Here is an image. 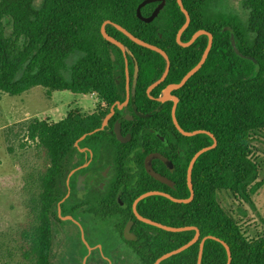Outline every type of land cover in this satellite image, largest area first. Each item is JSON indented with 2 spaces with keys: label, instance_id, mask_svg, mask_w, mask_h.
Segmentation results:
<instances>
[{
  "label": "trees",
  "instance_id": "1",
  "mask_svg": "<svg viewBox=\"0 0 264 264\" xmlns=\"http://www.w3.org/2000/svg\"><path fill=\"white\" fill-rule=\"evenodd\" d=\"M36 1L0 0V100L3 94L20 96L37 86L48 94L94 92L109 104L119 100L124 92L125 60L120 48L101 33L107 20L167 53L170 70L163 85L180 82L198 64L208 44L207 35L199 36L188 47L178 44L176 36L186 17L177 0H165V6L150 23L137 17V7L144 0H41L39 7L35 6ZM160 2L142 7V15L150 16ZM182 2L191 21L181 40L188 42L203 29L213 35V45L202 67L176 90V118L187 131L211 132L217 144L202 153L194 164L192 201L176 203L151 196L141 200L137 210L143 217L163 225L194 226L200 231L196 243L160 264H197L200 241L208 235L228 244L231 264H264V234L248 239L218 197L219 192L225 191L254 206L252 197L264 185V178L258 180L259 166L252 159L253 140L258 136L264 139V0H241L247 13L245 19L233 12H213L215 0ZM230 29L239 51L258 62L256 74L255 63L234 51ZM106 31L136 58L137 103L145 104L146 88L163 74L165 58L135 43L111 24ZM76 53L82 56L70 67L67 79L63 74L67 59ZM104 115L105 112L87 116L73 110L58 122L34 118L23 126L28 138L47 151L51 162L42 179L43 193L29 202L34 223L22 233L29 244L23 253L29 264H52L50 207L60 193L58 180L64 175L66 160L78 152L75 143L99 127ZM169 118L174 127L170 113ZM185 138L194 147L186 152L185 161L176 163L172 173L174 188L169 190L180 199L190 196L187 169L192 156L213 144V139L203 133ZM86 142L87 136L79 143ZM144 192L147 191L142 189L136 196ZM40 202L42 208L38 207ZM132 218L141 241L136 249L140 264H154L163 254L188 243L196 233L170 232ZM227 259L221 242L205 241L201 264H227Z\"/></svg>",
  "mask_w": 264,
  "mask_h": 264
},
{
  "label": "flooded vegetation",
  "instance_id": "2",
  "mask_svg": "<svg viewBox=\"0 0 264 264\" xmlns=\"http://www.w3.org/2000/svg\"><path fill=\"white\" fill-rule=\"evenodd\" d=\"M130 60L128 58L127 65L125 63L122 67L124 92H121L119 100L111 104L104 101L105 106L99 105V111L94 115L105 112L101 124L87 133L86 143H75L78 152L66 160L64 175L58 180V199L50 207L51 254L55 233L74 231L83 247L81 264H129L131 260L140 264L136 249L141 246V241L135 233L132 216L138 219L133 204L142 194L136 195L142 189L170 194L169 190L174 188L172 173L176 171V163L185 161L186 152L194 147L185 137L196 135H184L173 121L172 97H177V105L179 98L177 89L167 93V87L172 84L163 85L167 76L150 91L149 87L158 79L147 86L148 101L145 104L137 103L138 65L133 101L135 66L132 60L129 63ZM97 100L99 102L100 98ZM169 113L175 128L171 125ZM109 114L107 124L99 129ZM117 125L122 140L117 136ZM148 165L169 183L152 176ZM42 205L40 202L38 207L42 208ZM127 229L129 232L126 233Z\"/></svg>",
  "mask_w": 264,
  "mask_h": 264
},
{
  "label": "rangeland",
  "instance_id": "3",
  "mask_svg": "<svg viewBox=\"0 0 264 264\" xmlns=\"http://www.w3.org/2000/svg\"><path fill=\"white\" fill-rule=\"evenodd\" d=\"M41 0L35 2L39 7ZM213 12H233L243 19L247 13L241 0H215ZM82 54L76 53L67 59L69 79L70 67ZM29 95V96H28ZM28 95L10 96L3 94L0 100V264H29L23 253L29 244L22 233L34 223L29 202L43 191V176L51 162L47 151L26 135L23 126L34 118L58 122L73 110L90 116L99 111L97 94H77L70 91H56L51 94L37 86ZM252 159L258 164V180L264 178V139L253 140ZM222 207L232 215L248 239L264 234V218L253 205L245 203L229 192H219ZM260 197V199H259ZM261 211L264 215V187L260 190ZM83 247L77 241L74 231L55 233L52 250V264H81ZM129 264H139L136 260Z\"/></svg>",
  "mask_w": 264,
  "mask_h": 264
},
{
  "label": "water",
  "instance_id": "4",
  "mask_svg": "<svg viewBox=\"0 0 264 264\" xmlns=\"http://www.w3.org/2000/svg\"><path fill=\"white\" fill-rule=\"evenodd\" d=\"M158 1H161L157 7L155 8V10L153 11V13L148 16V17H145L142 15L141 13V9L142 7H144L145 5L149 4V3H153V2H158ZM177 3L181 9V11L184 13L185 17H186V21L185 23L183 24V26L179 29L178 33H177V36H176V40L178 42L179 45H181L182 47H188L190 46L199 36L201 35H207L208 36V44H207V47L206 49L204 50L203 52V55L200 59V61L198 62V64L196 66H194L191 70H189L187 72V74L182 78V80L178 83H172L170 84L168 87H167V93H171V91L173 89H179L181 88L187 81L188 79L194 75L201 67L202 65L205 63L207 57H208V54L212 48V45H213V35L209 32H207L206 30H198L197 32H195L191 39L188 41V42H183L181 40V36L183 34V32L186 30V28L189 26L190 24V15L188 13V11L185 9L184 5H183V2L182 0H177ZM165 6V0H144L142 1L138 7H137V17L139 19H141L142 21L146 22V23H150L152 22L160 13V11L163 9V7ZM108 24H111L112 26H114L116 29H118L119 31H121L122 33H124L126 36H128L132 41H134L135 43L143 46V47H146V48H149L151 50H154L158 53H160L166 60V67H165V70L161 76L160 79H158L156 82H154L150 87H149V91L151 89H153L155 86H157L160 82H162L169 70H170V59L167 55V53L161 49L160 47L158 46H155L151 43H148L140 38H137L135 37L132 33H130L128 30H126L125 28H123L121 25L117 24V23H114L110 20H107L105 21L102 26H101V33L103 35V37L108 40L109 42L115 44L116 46H118L123 54H124V58H125V63L127 65L128 63V58H130L132 60V62L134 63V66H135V75H134V79H133V86H132V99L133 101H135V87H136V83H137V79H138V63H137V60L136 58L134 57L133 53L128 49L126 48L121 42L117 41L115 38L111 37L107 31H106V26ZM230 42H231V45L234 49V51L236 52V54L238 56H240L241 58H244V59H249L251 61H253L255 63V74L259 71V64L258 62L253 58V57H250V56H246V55H243L239 49L237 48L236 46V40H235V36H234V32L233 30L230 29ZM254 74V75H255ZM127 77H128V74L126 73ZM167 99L166 98H161L160 100L163 101ZM172 99L174 100V105H173V109H172V116H173V121L176 125V127L178 128V130L183 133L184 135H187V136H193V135H197V134H200V133H203V134H207L209 135L212 139H213V144L210 145V146H207V147H204L202 149H200L194 156L193 158L191 159L190 163H189V166H188V170H187V184H188V187L190 189V196L188 198H184V199H180V198H175L173 196H171L170 194H167V193H164V192H160V191H150V192H147V193H144L142 195H140L134 202L133 204V209H134V213H135V216L142 222L146 223V224H149V225H152V226H155V227H158V228H161L163 230H166V231H170V232H182V231H189V230H195V236L193 237L192 240H190L188 243L184 244L183 246L175 249V250H172L166 254H163L160 258H158L156 260V262L154 264H160L163 260L173 256V255H176L184 250H186L187 248H189L190 246H192L194 243H196L199 239H200V231L197 227H194V226H182V227H172V226H167V225H163L159 222H156V221H153L149 218H146V217H143L142 215H140L137 210H136V206L138 204V202L146 197H149V196H153V195H160V196H164L170 200H172L173 202H176V203H189L190 201L193 200V197H194V190H193V185H192V170H193V167H194V164L197 160V158L204 152L216 147V144H217V140L216 138L214 137V135L207 131V130H196V131H192V132H186L184 131L178 124L177 122V119H176V116H175V111H176V105H177V102H178V99L177 97H172ZM111 114H109L107 116V118L104 119V121L102 122V125L99 129H103L104 126L107 124V121L108 119L110 118ZM116 133H117V136L119 139L122 140L121 138V133L119 132L118 130V125H117V128H116ZM86 137V134L83 135L77 142L76 144H78L80 141H82L84 138ZM124 141V139H123ZM148 170L149 172L151 173L152 176H154L156 179L158 180H161L163 182H168L167 179H164L162 178L159 174L155 173L154 171H152L150 169V166L148 165ZM129 232V230L127 229L126 230V233ZM207 239H214L216 241H219L223 244V246L225 247L226 249V252H227V256H228V259H227V264H231V261H232V256H231V250H230V247L228 246V244L226 242H224L223 240L215 237V236H212V235H208L204 238L201 239L200 241V246H199V254H198V262L197 264H201L202 262V254H203V249H204V244H205V241Z\"/></svg>",
  "mask_w": 264,
  "mask_h": 264
},
{
  "label": "crops",
  "instance_id": "5",
  "mask_svg": "<svg viewBox=\"0 0 264 264\" xmlns=\"http://www.w3.org/2000/svg\"><path fill=\"white\" fill-rule=\"evenodd\" d=\"M34 88H35V87H34ZM34 88L30 89L29 91L23 93V94L20 95V96L30 94ZM28 96H29V95H28ZM263 187H264V185L262 186V188H263ZM262 188H261V189H262ZM261 189H259V191L257 192V194H255V195L252 197V200H253V202H254V207H255V209H256L257 214H258L259 216H261L262 219H263V218H264V215H263V213H262V211H261L262 209H261V206H260V203H259L260 201H257V197L260 196V190H261ZM259 199H260V197H259ZM220 202H221V201H220Z\"/></svg>",
  "mask_w": 264,
  "mask_h": 264
},
{
  "label": "built area",
  "instance_id": "6",
  "mask_svg": "<svg viewBox=\"0 0 264 264\" xmlns=\"http://www.w3.org/2000/svg\"><path fill=\"white\" fill-rule=\"evenodd\" d=\"M99 105H100V106H105V102L102 101V100H100V101H99Z\"/></svg>",
  "mask_w": 264,
  "mask_h": 264
}]
</instances>
